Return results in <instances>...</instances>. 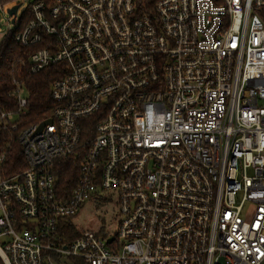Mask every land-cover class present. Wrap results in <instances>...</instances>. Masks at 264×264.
I'll list each match as a JSON object with an SVG mask.
<instances>
[{"label": "built area", "instance_id": "2783aa9c", "mask_svg": "<svg viewBox=\"0 0 264 264\" xmlns=\"http://www.w3.org/2000/svg\"><path fill=\"white\" fill-rule=\"evenodd\" d=\"M3 3L0 2V6ZM16 39L63 63L54 114L21 129L0 173V264H264V0H35ZM0 128L20 127V81ZM6 154L0 155L3 163ZM79 158L60 188L59 162ZM113 200L118 231L70 223ZM109 239H112L109 241Z\"/></svg>", "mask_w": 264, "mask_h": 264}, {"label": "trees", "instance_id": "16d2710c", "mask_svg": "<svg viewBox=\"0 0 264 264\" xmlns=\"http://www.w3.org/2000/svg\"><path fill=\"white\" fill-rule=\"evenodd\" d=\"M12 0H0V2ZM158 0H138L142 12H153ZM31 19L28 9L19 23L17 32H23ZM49 36L42 35V41L31 46H23L16 35L6 37L0 44V110L13 109L16 105L15 98L10 95L15 87V80L23 83L29 92V109L26 116L21 120L20 127L16 131L9 132L0 128V155L5 153L6 158L0 163V173L10 175L26 168L18 135L21 129L34 122L51 118L56 108V102L51 96L53 82L61 77L65 70L63 63L52 64L38 73L29 71V57L31 54L43 47ZM79 158H69L59 162L55 176L59 179L60 188L71 189L77 177ZM81 231L70 223L68 237L73 239L79 236ZM79 264H84L81 261Z\"/></svg>", "mask_w": 264, "mask_h": 264}, {"label": "rangeland", "instance_id": "374dc122", "mask_svg": "<svg viewBox=\"0 0 264 264\" xmlns=\"http://www.w3.org/2000/svg\"><path fill=\"white\" fill-rule=\"evenodd\" d=\"M35 0H12L3 3L0 6V18L2 26L0 27V44L6 37L16 35L19 23L22 21L24 13L30 7V4ZM20 4L18 13L16 15V22H12L13 16L8 13V9L14 5ZM0 57V62H1ZM113 201V200H112ZM111 200L94 201L91 200L83 205L81 211L73 219L74 226L80 231L94 230L102 235L106 231L110 234L118 231V218L116 203ZM80 260L73 257H56V264H79Z\"/></svg>", "mask_w": 264, "mask_h": 264}, {"label": "water", "instance_id": "95a60500", "mask_svg": "<svg viewBox=\"0 0 264 264\" xmlns=\"http://www.w3.org/2000/svg\"><path fill=\"white\" fill-rule=\"evenodd\" d=\"M19 7H20V4H17V5H14L13 7L8 9V13L13 16V18H12L13 23L16 22V15L18 13ZM1 26H2V23H1V18H0V27ZM50 121H51L50 119L42 121V123L40 125V129L43 128L47 122H50ZM111 240L112 239H109V241H111Z\"/></svg>", "mask_w": 264, "mask_h": 264}]
</instances>
